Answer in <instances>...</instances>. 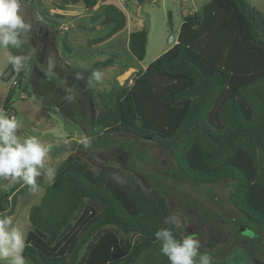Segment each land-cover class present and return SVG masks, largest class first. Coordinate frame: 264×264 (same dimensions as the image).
I'll use <instances>...</instances> for the list:
<instances>
[{
    "label": "trees",
    "instance_id": "trees-1",
    "mask_svg": "<svg viewBox=\"0 0 264 264\" xmlns=\"http://www.w3.org/2000/svg\"><path fill=\"white\" fill-rule=\"evenodd\" d=\"M59 1L63 6L81 1L90 9L98 3ZM102 17L112 23L106 39L127 25V14L114 4L91 19ZM48 22L43 23L45 32L56 34L51 30L56 20ZM147 44L145 27L130 33L129 48L139 60L146 57ZM114 58L100 66L111 65ZM81 73L88 79L91 70ZM18 78L22 83V76ZM17 91L9 89L3 111ZM101 109L95 122L104 131L155 142L187 180L227 181L230 201L242 222L256 232L264 230V13L260 10L245 0H209L184 16L177 42L136 73L114 107L104 104ZM83 148L79 144L59 164L41 201L31 207L25 256L33 264H169L155 233L172 227L177 239L184 236L176 224L164 223L165 217L174 216L166 196L137 178L118 182L112 165L101 163L95 169ZM27 192L30 189L22 182L0 191V214H13L19 194ZM255 245L264 252L262 244Z\"/></svg>",
    "mask_w": 264,
    "mask_h": 264
},
{
    "label": "rangeland",
    "instance_id": "rangeland-1",
    "mask_svg": "<svg viewBox=\"0 0 264 264\" xmlns=\"http://www.w3.org/2000/svg\"><path fill=\"white\" fill-rule=\"evenodd\" d=\"M208 1L193 0V4L189 0H148L142 4L138 0L121 2L126 12L128 10L133 17L140 19L139 14H143L145 18L143 26L149 33L148 53L139 61L124 46L127 45L126 32L119 37L115 36L113 40L106 39L112 27L108 21L95 23L87 28L91 30L81 32L71 29L58 35L57 28L51 29L56 31V36L55 33H47V42L43 44L41 25L49 23L48 19L56 20V25L61 20L60 17L49 15L53 13L49 9L59 6V1L32 0L28 15H24L25 0L22 15L31 24L33 35L28 38L29 44L22 51L0 49V105L9 89L13 88V80L21 75L22 84L27 90L17 89L11 106L4 112L9 115L16 112V117L22 123L20 134L23 138L36 136L50 146V166L57 169L71 152L78 150L79 144L84 145L87 140L89 146H84L82 152L92 167L96 169L99 164L106 163L115 167L114 177L118 182L137 178L144 185L159 189L168 199L173 215L177 217L176 225L181 234L186 237L195 233L199 239L201 235L204 236L205 240H200L205 242L201 246V253L209 255L212 264H258L255 259L264 264V252L255 245L259 243L264 247V230L258 228L256 232L254 226L248 227L242 222L238 210L230 201L231 186L227 185V181L216 184L189 181L182 176L171 155L155 142L118 131H104L95 122L102 111L100 106L106 104L113 108L118 94L133 84L136 71L127 78L124 77L125 73L117 79L116 75L129 67L144 69L157 58H154L155 52L163 45L171 48L173 41L178 38L184 16L200 10ZM245 1L264 13V0ZM66 9L65 15L69 20L74 13H80L86 21L90 18L81 1L72 3ZM76 38H79L80 43H75L78 42ZM100 38L104 40L98 41ZM89 41L93 44H89ZM64 42L71 50V56L64 50ZM33 48L35 52L30 67L19 73L13 71L7 62L9 52L23 54ZM112 55L117 58L113 65H99L100 60H106ZM82 56L84 61L80 59ZM49 57L55 61L51 74L47 73ZM93 64L96 65L95 70L103 74L102 83L93 81V86H89L81 69L89 70ZM114 65L116 68L112 67ZM69 96L74 99L68 100ZM105 140L110 141V145L105 144ZM0 184L5 185L0 187L1 192L9 191L14 185L7 180L0 181ZM49 184L47 178L42 177L38 192L30 191L18 196L15 212L10 216L26 233L31 228L30 209L41 201ZM212 239L214 245L209 248L207 244ZM28 264L33 263L28 260Z\"/></svg>",
    "mask_w": 264,
    "mask_h": 264
},
{
    "label": "clouds",
    "instance_id": "clouds-1",
    "mask_svg": "<svg viewBox=\"0 0 264 264\" xmlns=\"http://www.w3.org/2000/svg\"><path fill=\"white\" fill-rule=\"evenodd\" d=\"M25 0H0V49L9 48L22 51L28 44V34L32 31L30 23L22 15ZM33 48L23 54L7 55V62L13 71L19 73L30 67ZM55 67L53 58L48 59L47 73ZM103 74L94 70L87 84L93 81L102 83ZM79 78V77H78ZM68 100L74 98L69 96ZM21 121L14 115L0 110V181L10 184L23 183L30 191L40 190L38 178L46 177L53 182L56 169L49 165L51 148L42 143L38 137L23 138L20 134ZM84 146H89L84 141ZM0 187L5 185L0 184ZM166 225H175L177 217L169 215L164 218ZM160 243V252L168 258L169 264H212L211 257L201 253V241L196 234L177 239L172 227H165L155 233ZM27 233L14 223L13 217L0 214V264H28L25 256Z\"/></svg>",
    "mask_w": 264,
    "mask_h": 264
},
{
    "label": "crops",
    "instance_id": "crops-1",
    "mask_svg": "<svg viewBox=\"0 0 264 264\" xmlns=\"http://www.w3.org/2000/svg\"><path fill=\"white\" fill-rule=\"evenodd\" d=\"M59 1V0H58ZM176 1V0H175ZM178 1V0H177ZM190 1V4L192 3H194L193 2V0H189ZM122 1L121 0H98V3H97V5L96 6H94V8H88V7H86L85 6V10H87V12H89V14H90V18H89V20L88 21H86V19H83L82 17V15L80 14V13H74V14H72V19L71 20H69L68 18H67V16L65 15V12H66V8L67 7H71V5H72V3H70V4H68V5H65V6H63V5H61V2L59 1V6H56V8H51V9H49L51 12H53V13H51V14H53V16L52 17H55V18H58V17H60L61 18V20H59L58 22H57V25H56V28H57V32H58V35L60 34V33H63V32H65L64 30H71V29H75L77 32H81V31H88V30H91L90 28L89 29H87L88 27H92L93 26V24H95V23H102V20H103V17L102 18H100V19H98L97 21H92V19H91V16L94 14V13H96L97 11H100L102 8H104L106 5H108V4H115L116 6H118V7H120L121 6V9L127 14V18H128V20H127V25H126V27L123 29V30H121L120 32H118V33H116V34H114L113 36H111L110 38H107V40H113V39H115L114 37L115 36H120L121 34H125V32H126V34H125V36H126V39H127V45H124L126 48L128 47L129 48V37H130V33L132 32V31H135V30H139V29H142L144 26H143V24H144V22H145V18H144V15L143 14H139V16L141 17L140 19H138V18H135V17H133L131 14H130V12L127 10V12H126V10H125V8L123 7V5H122V3H121ZM75 3V2H74ZM139 3V2H138ZM140 4V3H139ZM85 5V4H84ZM25 6H26V8H25V11H24V15H28V12H29V9H30V1L29 0H26V3H25ZM190 13H192V11L190 12ZM189 13V14H190ZM85 20V21H84ZM80 25H83V27H85V28H81V26ZM61 26H64V27H67L66 29H61L60 27ZM132 27V28H131ZM134 27H137V28H135V29H133ZM54 29V28H53ZM83 29V30H82ZM43 31L45 34H46V32H45V30H47V29H45V28H43V24L41 25V28H40V31ZM55 30V29H54ZM118 34V35H117ZM55 36H56V34H55ZM148 36H149V33H148ZM44 40H42V42H43V44H45L46 42H47V39H45V38H43ZM67 39H68V35H67ZM79 38H76V40H78ZM75 40V41H76ZM98 41H99V39H98ZM97 41V42H98ZM148 41H149V39H148ZM177 42V39L175 40V41H173V44L171 45V46H173L175 43ZM76 44H78V43H80L79 42V40H78V42H75ZM65 42L63 43V48H64V50L66 51L67 50V53H69L70 54V56L72 55V52H70L71 50L70 49H68L67 47L65 48ZM89 44H93V43H90V41H89ZM56 45H58V40L56 41ZM148 45H149V42H148V44H147V53H148ZM67 46V45H66ZM45 47L46 46H44L43 47V51H45L46 49H45ZM170 47H167V48H165V46L163 45V47L162 48H160L159 50H157L156 52H155V57L154 58H156V57H158L160 54H162V53H164L165 51H167L168 49H169ZM129 50H130V48H129ZM64 52V51H63ZM63 52H61V53H63ZM130 52H131V50H130ZM132 53V52H131ZM133 54V53H132ZM134 55V54H133ZM147 55V54H146ZM118 57V56H117ZM134 57L136 58V56L134 55ZM61 59V58H60ZM81 59V61H84V56H82V58H80ZM116 57L114 58V62L113 63H115V61H116ZM136 60H139L138 58H136ZM102 61H105V60H102ZM101 60H100V62H99V65H100V63L102 62ZM139 61H142V60H139ZM113 63L111 64V65H113ZM96 64V63H95ZM95 64H93V66L89 69V70H91L92 72L95 70V67L94 66H96ZM111 65H109V66H111ZM149 65V64H148ZM147 65V66H148ZM147 66H145V68L144 69H137V68H135V67H129V68H127V69H125L123 72H121V73H119L118 75H116V79L117 78H119L121 75H123L124 73L126 74V73H129V76H130V74L131 73H133V72H135L136 71V73L138 72V71H140V70H145L146 68H147ZM94 67V68H93ZM103 67V66H102ZM106 67H108V66H106ZM112 67H115L116 68V66L114 65V66H112ZM116 71V70H115ZM128 75H127V77H129ZM126 77V78H127ZM134 80H135V78H134ZM102 107L100 106V109H101ZM10 198H11V196H10Z\"/></svg>",
    "mask_w": 264,
    "mask_h": 264
},
{
    "label": "built area",
    "instance_id": "built-area-1",
    "mask_svg": "<svg viewBox=\"0 0 264 264\" xmlns=\"http://www.w3.org/2000/svg\"><path fill=\"white\" fill-rule=\"evenodd\" d=\"M121 1L123 2L125 0H121ZM60 28L63 30V29H66L67 27L61 26ZM12 84H13V87H15L17 89H22V87H23L22 86V83H20V81H19V78L14 79L13 82H12ZM10 115L16 116V112L13 111Z\"/></svg>",
    "mask_w": 264,
    "mask_h": 264
},
{
    "label": "flooded vegetation",
    "instance_id": "flooded-vegetation-1",
    "mask_svg": "<svg viewBox=\"0 0 264 264\" xmlns=\"http://www.w3.org/2000/svg\"><path fill=\"white\" fill-rule=\"evenodd\" d=\"M47 33H48V32H46V34L43 33V37H44V38H46ZM31 35H33L32 32H30V33L28 34L27 38L31 37ZM32 38H34V37L32 36ZM245 237H246V236H245ZM246 238H247V239H250L249 237H246ZM202 239H204V236L201 235V236H200V240H202ZM204 240H205V239H204ZM203 243H205V242H203ZM203 243L201 242L202 246H203ZM207 245H208L209 248H212V247H213L212 242H209Z\"/></svg>",
    "mask_w": 264,
    "mask_h": 264
},
{
    "label": "water",
    "instance_id": "water-1",
    "mask_svg": "<svg viewBox=\"0 0 264 264\" xmlns=\"http://www.w3.org/2000/svg\"><path fill=\"white\" fill-rule=\"evenodd\" d=\"M0 110H2V111H3V105H0Z\"/></svg>",
    "mask_w": 264,
    "mask_h": 264
},
{
    "label": "bare ground",
    "instance_id": "bare-ground-1",
    "mask_svg": "<svg viewBox=\"0 0 264 264\" xmlns=\"http://www.w3.org/2000/svg\"><path fill=\"white\" fill-rule=\"evenodd\" d=\"M127 75H129V73H126V74L124 75V77L126 78V77H127Z\"/></svg>",
    "mask_w": 264,
    "mask_h": 264
}]
</instances>
